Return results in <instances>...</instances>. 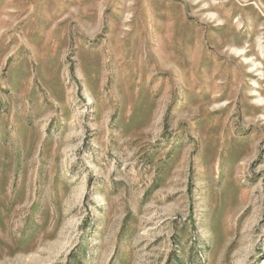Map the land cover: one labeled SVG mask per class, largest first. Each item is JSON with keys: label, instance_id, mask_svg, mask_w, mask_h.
Instances as JSON below:
<instances>
[{"label": "rangeland", "instance_id": "rangeland-1", "mask_svg": "<svg viewBox=\"0 0 264 264\" xmlns=\"http://www.w3.org/2000/svg\"><path fill=\"white\" fill-rule=\"evenodd\" d=\"M0 264H264V0H0Z\"/></svg>", "mask_w": 264, "mask_h": 264}, {"label": "bare ground", "instance_id": "bare-ground-1", "mask_svg": "<svg viewBox=\"0 0 264 264\" xmlns=\"http://www.w3.org/2000/svg\"><path fill=\"white\" fill-rule=\"evenodd\" d=\"M244 53H246V52H243V51H237V52H236V54H238V55H242V54H244Z\"/></svg>", "mask_w": 264, "mask_h": 264}]
</instances>
